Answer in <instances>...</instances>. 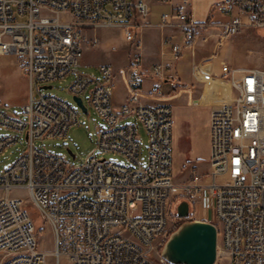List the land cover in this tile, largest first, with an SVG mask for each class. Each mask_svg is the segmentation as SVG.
<instances>
[{
    "label": "built area",
    "instance_id": "1",
    "mask_svg": "<svg viewBox=\"0 0 264 264\" xmlns=\"http://www.w3.org/2000/svg\"><path fill=\"white\" fill-rule=\"evenodd\" d=\"M191 5L192 0H182L162 16L161 27L180 31L183 45L195 44L201 32L212 27L193 20ZM215 10L231 18L219 25L223 37L247 29L264 31V0H224ZM150 14L146 0H0V57L17 56L31 83L29 103L23 106L25 119L0 111V127L19 134L0 136V157L23 134L30 146L0 180L174 181L173 109L144 102L161 98L165 79L163 66L144 68L142 45L136 43L137 31L150 25ZM101 27L121 29L134 44L130 65L119 72L103 64L98 74L77 73L85 43H99L97 37L89 40L87 33ZM162 44L181 57L182 45L167 39ZM73 75L68 91L82 101L88 93L91 107L106 124L99 133L98 149L79 167L35 148L37 140L66 138L80 123L79 112L68 102L52 95L34 96L35 87ZM119 76L127 97L115 106ZM147 78L155 81L148 92ZM222 79L233 98L210 114L208 179L264 180V69L237 75L224 64ZM131 118L135 122L122 124ZM140 126L148 136L146 165L141 162ZM110 152L122 155L130 165L108 161L103 155ZM29 197L53 230L55 250H39L35 222L23 198L0 196V264H170L161 249L174 232L171 223L174 227L199 221L194 216L199 205L207 213L206 222H212L209 211L215 212L217 222L212 224L221 236L215 264H264V198L181 197L191 202L193 210L189 218L176 216L173 221L174 197Z\"/></svg>",
    "mask_w": 264,
    "mask_h": 264
},
{
    "label": "rangeland",
    "instance_id": "2",
    "mask_svg": "<svg viewBox=\"0 0 264 264\" xmlns=\"http://www.w3.org/2000/svg\"><path fill=\"white\" fill-rule=\"evenodd\" d=\"M160 10L155 11V15L159 14ZM212 23H228L231 18L228 15H223L219 12L214 13V19ZM25 21V20H24ZM222 31V30H221ZM223 31L220 34L219 40L213 49L208 47L210 43V36H208V42L206 47L201 51H196L197 60L200 62L207 55L214 54L218 59L226 60L233 68H247L264 69V31L247 29L235 36L223 37ZM247 34V35H245ZM200 36H204L201 34ZM199 36V37H200ZM247 36V37H245ZM87 37L89 40H93L95 37L99 40L97 45L93 42H86L84 46V56L80 60L79 65L75 68L77 73L81 74H98L99 67L103 64H110L116 68V70H125L131 63L134 51V44L128 42L123 35V32L119 28L101 27L95 31L88 32ZM223 37V39H222ZM255 39L253 42L252 40ZM140 42L139 31H137L136 43ZM142 43V58L144 62L154 60L156 63H162L169 65L170 69L167 71L171 74L170 80L176 78L179 82V78L187 76L193 79V63L190 50L182 51L181 58H176L172 49H167L162 44V50L165 51V55H157V49H159V42L150 34L146 33L145 41L141 39ZM179 44H182V39L178 40ZM207 50V51H206ZM214 59L213 71L217 74L219 68V60ZM168 76V74L166 73ZM75 75L69 77L65 81H56L51 84L52 89L39 90L35 87L34 96L38 98L40 95L44 96H56L68 102L74 107L80 114V123L70 129L66 138L63 139H41L35 142V148L42 151L61 156L65 158L70 166L79 167L83 164L84 160L89 157L91 153L98 149L99 133L102 129L106 128L105 122L95 113L89 102V94L84 95L83 101L88 108V113H83L74 100V96L68 91L69 85L72 83ZM121 80V79H120ZM119 78L117 79L113 101L115 106H119L127 97L125 84H121ZM162 95H169L172 92V87L165 82L161 84ZM31 97V83L27 75L25 68L19 62L17 56H5L0 57V111L21 118H26L23 114V106L29 103ZM172 106L176 105L175 101L162 102ZM176 107V106H175ZM135 122L134 119L123 120L122 124ZM140 146H141V162L144 165L148 162L149 143L148 136L145 130L140 126ZM19 135L12 129H5L0 127V136H16ZM30 146L26 138V134L22 135L20 142L16 145L9 147L0 157V175H3L8 171L15 162L27 151ZM70 152L72 154H70ZM208 153V144L203 137L191 138V140L184 141L177 146V155L174 163V183L181 184L187 181H194L196 178L200 179V183L205 185L211 182L208 179V161L204 160ZM74 155V157L72 156ZM102 156V155H100ZM185 156L193 160V162H187L181 171V162L185 159ZM108 161L118 162L122 165H130L128 160L122 155L115 153H106L103 155ZM197 159H202L196 161ZM195 166H198L195 168ZM189 178V180H188ZM227 182L226 178H218V184H224ZM13 196H19L24 199L25 205L30 209L31 216L36 226V239L38 248L40 251L51 253L55 250V239L51 226L44 221L39 215L38 211L31 205V199L26 190H16L12 193ZM182 196L175 195L173 198L174 218L173 221H177L176 217V205L181 200ZM199 197L211 198L208 192L201 193ZM195 217H198L199 221H205L207 213L199 205ZM211 223H216L215 212L209 211ZM189 221V220H188ZM182 223L176 224L172 230L175 231L180 227ZM221 245V236L218 241ZM163 249V248H162ZM161 249V252H162ZM157 259V254L153 256ZM65 263V261H63Z\"/></svg>",
    "mask_w": 264,
    "mask_h": 264
},
{
    "label": "crops",
    "instance_id": "3",
    "mask_svg": "<svg viewBox=\"0 0 264 264\" xmlns=\"http://www.w3.org/2000/svg\"><path fill=\"white\" fill-rule=\"evenodd\" d=\"M221 1L224 0H192L190 12L193 20L197 23H209L212 25V27L209 28L207 31L201 32V34H203L204 36L198 37L196 43L193 45H183V35L181 34L180 31L161 27L162 16L170 13L174 8L179 6L182 0H172L171 4H164L161 2V0H146L151 11L149 17L150 25L142 30H139L140 42L141 39L145 41L146 33L150 34L151 38L154 37L156 41L159 42V49H157V55L164 56L165 51L167 49H170L167 48L166 50L164 49L162 50V43L166 39L172 41L174 44H179L178 40L182 39V44H180L183 47L182 51L184 52L187 49L190 50V53L192 55V63H193L192 76L194 80L188 78L187 76H184L179 78L180 84L177 83L178 80L176 78L170 80L171 74L169 75V73L167 72L170 70L168 69L169 65L162 64L160 62L156 63L154 62V60L147 62H144L143 60V66L146 70H151L152 67L155 65L163 66L165 72V79L163 82L168 83L172 87V92H173L169 95H162L161 98L158 100L144 99V102L151 105L164 104L171 106L173 109L174 163L177 155V146H179L180 143L191 140V138L193 137L195 138L203 137L204 139H206L208 144V153L206 157H204V160L197 159L196 161H200V160L208 161L207 173L210 170L209 120H210L211 111L218 105L229 103L233 98L230 88L225 84L224 80L222 79L223 65L224 64L229 65V67L232 70H236L237 75H239L240 72H242L243 70H248L252 68V67L233 68L226 60L224 59L219 60L218 57L215 56L214 54L207 55L200 62H198L197 60L196 51H201L206 47V43L203 42V39L205 37L210 36L211 38L210 43L208 45L210 49H213V47H215V45L219 40L220 34L222 32L219 25L224 23H212L213 21L212 19H214V13L217 12L215 10V6ZM158 10H160L159 14L155 15V11ZM252 41L254 42L255 39H253ZM199 47L203 49L200 50ZM214 59L219 60V68L217 74L214 73L212 68ZM166 73L168 74V76L166 75ZM118 78L119 80L121 79L120 80L121 84H125L121 76H119ZM154 83L155 81H153L152 79L149 78L145 79L144 81L145 91L146 92L150 91ZM126 93H127V89H126ZM169 101H175L176 107L162 103ZM187 162H193V160L185 156V159L182 160L181 165L179 166V169L181 167V171L183 166ZM197 167L198 166H195V168ZM175 172L176 170H174V174ZM184 184L205 185L203 183H200L199 181H187L178 185L176 184L177 187H176L175 195H179L181 193V186Z\"/></svg>",
    "mask_w": 264,
    "mask_h": 264
},
{
    "label": "bare ground",
    "instance_id": "4",
    "mask_svg": "<svg viewBox=\"0 0 264 264\" xmlns=\"http://www.w3.org/2000/svg\"><path fill=\"white\" fill-rule=\"evenodd\" d=\"M174 181L146 180H0V196L26 190L29 196L174 197ZM264 198V180L211 181L208 185L184 184L182 197Z\"/></svg>",
    "mask_w": 264,
    "mask_h": 264
},
{
    "label": "water",
    "instance_id": "5",
    "mask_svg": "<svg viewBox=\"0 0 264 264\" xmlns=\"http://www.w3.org/2000/svg\"><path fill=\"white\" fill-rule=\"evenodd\" d=\"M41 89H52V86H43ZM74 100L82 112L87 113L88 109L82 99L74 97ZM190 215L189 203L183 201L178 206L176 216L187 219ZM218 237V229L212 223L185 221L170 235L164 244L161 256L170 264H215L218 255Z\"/></svg>",
    "mask_w": 264,
    "mask_h": 264
},
{
    "label": "flooded vegetation",
    "instance_id": "6",
    "mask_svg": "<svg viewBox=\"0 0 264 264\" xmlns=\"http://www.w3.org/2000/svg\"><path fill=\"white\" fill-rule=\"evenodd\" d=\"M183 201H187L188 203H189V206H190V212H192V204H191V202L189 201V200H187V199H181V200H179L178 201V204L176 205V214H177V210H178V206L183 202Z\"/></svg>",
    "mask_w": 264,
    "mask_h": 264
}]
</instances>
